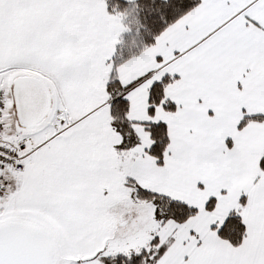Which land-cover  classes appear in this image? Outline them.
<instances>
[{"label": "snow or ice", "instance_id": "6c2138e0", "mask_svg": "<svg viewBox=\"0 0 264 264\" xmlns=\"http://www.w3.org/2000/svg\"><path fill=\"white\" fill-rule=\"evenodd\" d=\"M0 264H264V0H0Z\"/></svg>", "mask_w": 264, "mask_h": 264}]
</instances>
